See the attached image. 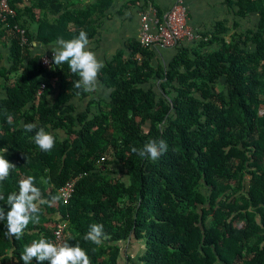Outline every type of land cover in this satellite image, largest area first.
I'll return each instance as SVG.
<instances>
[{"label":"trees","instance_id":"obj_1","mask_svg":"<svg viewBox=\"0 0 264 264\" xmlns=\"http://www.w3.org/2000/svg\"><path fill=\"white\" fill-rule=\"evenodd\" d=\"M112 2L76 9L66 0H9L15 15L0 22L10 47L9 67L0 69V149L16 169L0 182V208L10 210L7 196L28 176L47 203L19 240L6 237L0 221V264H23L25 246L53 243L64 222L67 244H78L91 264H264V0H228L232 26L218 22L190 45L181 41L167 65L154 63L157 47L129 41L128 53L98 75L110 99L78 112L73 100L88 96L73 86L79 77L52 55L45 68L33 46L81 30L91 41L93 16ZM21 122L52 133L54 149L40 150L35 130L26 133ZM153 139L168 146L155 162L131 151ZM80 175L63 201L58 190ZM92 224L110 239L85 241ZM129 241L136 258L125 250Z\"/></svg>","mask_w":264,"mask_h":264},{"label":"clouds","instance_id":"obj_2","mask_svg":"<svg viewBox=\"0 0 264 264\" xmlns=\"http://www.w3.org/2000/svg\"><path fill=\"white\" fill-rule=\"evenodd\" d=\"M89 44L87 33L81 30L78 37L74 39L57 38L51 51L54 64L59 66L66 63L71 73L79 77L73 82V86L86 93L97 90L98 75L104 67L103 61L98 60L96 54L89 50ZM8 119L11 121L12 117L9 116ZM21 123L26 133L35 130L32 140L40 150L47 153L54 149L56 137L52 133L43 127L36 130L37 126L33 123ZM167 149L165 141L157 142L153 139L145 143L142 148L132 147L131 151L141 158L155 162ZM7 151V148L0 149V153H3L0 154V182L8 179L10 173L16 169V166L5 158ZM3 199V195H0V200ZM45 203L47 201L42 198L41 190L35 186L34 177L28 176L20 180L18 193L12 192L7 196V205L10 206V210L5 214V210L0 208V221L5 219L7 221L5 236L21 239L30 223H39L41 205ZM83 239L100 246L110 237L105 234L102 224H92ZM20 259L23 264H32L33 260L37 264H43L45 261L48 264H91L88 254L78 244L76 246H69L67 243L56 245L45 238L34 240L30 245L25 246Z\"/></svg>","mask_w":264,"mask_h":264},{"label":"crops","instance_id":"obj_3","mask_svg":"<svg viewBox=\"0 0 264 264\" xmlns=\"http://www.w3.org/2000/svg\"><path fill=\"white\" fill-rule=\"evenodd\" d=\"M71 8L83 9L94 4L97 0H66ZM113 0L112 5L103 13H96L93 24L97 27L96 36L90 41L89 50H93L98 60L103 64L111 62L119 51H127L129 41L140 38L144 25L149 27L150 33L154 34L160 30L161 25H165V16L178 0ZM188 8L189 25L198 33H207L214 30V25L218 22L227 21L228 26H232L235 20L234 10L228 4V0H184ZM236 1V0H232ZM144 15L148 18L144 22ZM159 15L161 18H159ZM157 19L159 22H157ZM258 15L254 14L250 21L255 23ZM191 41L183 40L178 47L188 46ZM55 42L45 46L35 44L33 55H52V48ZM157 58L154 63L160 62L167 65L175 56L176 49H156ZM10 55L9 45L0 40V69L9 67L8 58ZM158 64V63H157ZM112 90L104 87L98 80L97 90L88 93L85 99L76 98L73 100L78 112L84 111L88 102L92 99H110ZM1 96H4L3 92ZM95 111L96 108H93ZM128 246V248H127ZM125 250H129V256L137 257L139 247L134 241L127 243Z\"/></svg>","mask_w":264,"mask_h":264},{"label":"built area","instance_id":"obj_4","mask_svg":"<svg viewBox=\"0 0 264 264\" xmlns=\"http://www.w3.org/2000/svg\"><path fill=\"white\" fill-rule=\"evenodd\" d=\"M14 15L15 11L11 7L9 0H0V22H5L8 16ZM147 19L148 18L144 15V22H147ZM157 22H159L158 19ZM199 37L200 36L197 34V32L189 25L188 8L185 1L178 0V2L165 16V25H161L160 30L154 34L150 33L149 27L147 25H144L139 41L141 45L145 47L162 46L166 48H173L183 40L193 41ZM26 41V38H24V42ZM41 64L45 68L51 69L53 64L51 57L49 55H42ZM45 88L46 85L42 84L38 95H41ZM80 178H82V175L77 176L58 190L59 197L63 201L68 202L73 197L76 184ZM67 227V222L60 223L57 226V229L54 231L53 244L63 245L67 243L69 238Z\"/></svg>","mask_w":264,"mask_h":264},{"label":"rangeland","instance_id":"obj_5","mask_svg":"<svg viewBox=\"0 0 264 264\" xmlns=\"http://www.w3.org/2000/svg\"><path fill=\"white\" fill-rule=\"evenodd\" d=\"M158 47H162V46H157V48H158ZM162 48H163V47H162Z\"/></svg>","mask_w":264,"mask_h":264}]
</instances>
